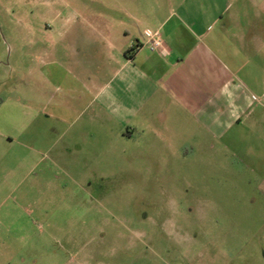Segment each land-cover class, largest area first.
<instances>
[{"label": "rangeland", "instance_id": "374dc122", "mask_svg": "<svg viewBox=\"0 0 264 264\" xmlns=\"http://www.w3.org/2000/svg\"><path fill=\"white\" fill-rule=\"evenodd\" d=\"M200 1L0 0V98L47 106L46 76L32 68L83 16L122 17L127 8L138 20L126 25L154 30ZM204 5L252 19L260 10L250 0ZM193 132L190 145H167L153 132L132 141L110 131L82 153L37 157L36 169L33 152L1 147L0 264H264L263 165L246 146L217 138L220 130Z\"/></svg>", "mask_w": 264, "mask_h": 264}, {"label": "crops", "instance_id": "0c3cea01", "mask_svg": "<svg viewBox=\"0 0 264 264\" xmlns=\"http://www.w3.org/2000/svg\"><path fill=\"white\" fill-rule=\"evenodd\" d=\"M250 1L260 7L253 19L239 9L217 15L202 0L201 9L186 5L154 30L126 25L138 20L127 8L122 17L83 16L32 68L46 76L47 106L0 98V148L33 152L36 169L37 157L53 163L72 147L82 153L89 140L136 141L153 132L167 145H190L199 140L193 130L203 128L246 146L264 167V0ZM145 31L160 33L159 49H149ZM260 242L264 253V237Z\"/></svg>", "mask_w": 264, "mask_h": 264}, {"label": "built area", "instance_id": "2783aa9c", "mask_svg": "<svg viewBox=\"0 0 264 264\" xmlns=\"http://www.w3.org/2000/svg\"><path fill=\"white\" fill-rule=\"evenodd\" d=\"M146 43L151 51L157 50L162 46V38L159 32L145 31Z\"/></svg>", "mask_w": 264, "mask_h": 264}]
</instances>
